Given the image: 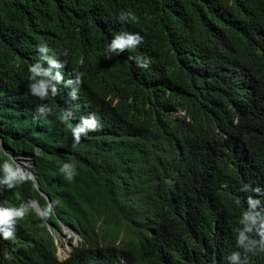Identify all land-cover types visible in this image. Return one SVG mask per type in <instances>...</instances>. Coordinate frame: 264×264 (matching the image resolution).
<instances>
[{
  "label": "trees",
  "instance_id": "trees-1",
  "mask_svg": "<svg viewBox=\"0 0 264 264\" xmlns=\"http://www.w3.org/2000/svg\"><path fill=\"white\" fill-rule=\"evenodd\" d=\"M121 30L143 42L108 58ZM40 43L63 62L53 73L82 84L33 96ZM93 112L103 127L73 146L71 128ZM0 137L35 154L41 189L31 177L0 186V206L31 205L14 238L0 237V264H231L249 197L264 214V0H0ZM4 160L16 163L0 146ZM59 220L83 237L64 261L47 227ZM249 238L248 264H264V224Z\"/></svg>",
  "mask_w": 264,
  "mask_h": 264
},
{
  "label": "clouds",
  "instance_id": "clouds-1",
  "mask_svg": "<svg viewBox=\"0 0 264 264\" xmlns=\"http://www.w3.org/2000/svg\"><path fill=\"white\" fill-rule=\"evenodd\" d=\"M130 17L133 21L136 20V17L131 13L122 12L118 17V20L121 22H126ZM143 39L144 37L139 32L121 30L113 34L110 43H108L106 46V55L108 58H111L113 54L119 55L125 50H133L143 42ZM37 48L41 59L37 60L29 68V72L31 74L29 78V89L33 96L39 97L41 100L48 98L50 95L55 96L58 91L57 86L62 82L69 85L74 83L77 85L82 84V78L79 74L76 76L75 80H68L65 82L64 75L61 71H56L53 73L52 69L62 67L63 62L56 58L55 54L50 50L48 44L40 43ZM128 59L132 60L136 67L141 69H148L152 63L151 58L142 55H129ZM42 60L47 61L49 65L47 68L43 67ZM71 96L73 99L78 98L76 89H73ZM37 112L52 113L53 107L49 104H40L37 107ZM177 114L183 115L184 112L180 111L177 112ZM73 115L74 114L72 111L68 109L61 113L58 118L64 122H67L73 118ZM102 127L103 123L95 112L82 116L78 123L71 128L74 141L73 146L79 143L81 134L87 136L90 131H96ZM7 149L13 150L9 148ZM19 153L20 152H18L17 155H14L13 157L15 162L17 161ZM17 162L14 164L8 160H4L2 163H0V186H6L8 189L14 188L17 184L23 183L25 180H27L29 175H32L30 168L33 166H21L19 161ZM60 171L63 173L64 178L68 181H71L77 175L76 165L71 162L63 163ZM245 189H247V186H245ZM255 191L259 193L261 192V189L257 187ZM41 193L47 198L49 203L52 204L49 196L43 191H41ZM31 204L35 210L36 206H38L40 211H36L42 215V218L46 217L47 213L51 212V206H49L47 211L44 213L42 207L37 201L31 200ZM259 204L260 201L258 199L249 197V208L243 212L242 218L240 220V223L243 225V227L237 234L236 238L237 247L243 248L244 254L242 255L240 251L231 252L230 255L226 257V260L231 261V264H248L247 253L254 251L257 247V242L250 240L249 234L254 231V228H256L258 224H264V214L256 211ZM30 207V204H21L19 206L8 204V206H0V237L5 240L13 239L17 221L22 219L29 212ZM47 227L55 237L54 242L57 246L56 255L60 261L66 260L70 256L72 250L76 248L81 241H83L82 235L74 226L61 220H59L58 226L52 223H47ZM113 230L114 228H108L103 234V237L112 234ZM62 237L64 238V242ZM65 240L69 241V247L64 253L65 256L62 258L60 252L61 249L65 248L67 242ZM73 240L77 241V243H72L71 241ZM260 246L262 249H264V240L260 241ZM6 259L10 261L12 257L6 256Z\"/></svg>",
  "mask_w": 264,
  "mask_h": 264
},
{
  "label": "water",
  "instance_id": "water-1",
  "mask_svg": "<svg viewBox=\"0 0 264 264\" xmlns=\"http://www.w3.org/2000/svg\"><path fill=\"white\" fill-rule=\"evenodd\" d=\"M0 146L2 147V149L7 153L9 154L12 158L14 157L15 155V151L14 150H8L5 146H4V143H3V139L0 137ZM19 155H22V156H25L27 158H29L30 160V165L31 166H34L35 164V154H30V153H27L25 151H21L19 153ZM17 162V161H16ZM18 163V162H17ZM32 175H29V177H32L33 180L36 181V185L37 187L40 189V182H39V176L38 174L34 173V172H31ZM36 210L37 211H40V209L38 208V206H36Z\"/></svg>",
  "mask_w": 264,
  "mask_h": 264
},
{
  "label": "rangeland",
  "instance_id": "rangeland-1",
  "mask_svg": "<svg viewBox=\"0 0 264 264\" xmlns=\"http://www.w3.org/2000/svg\"><path fill=\"white\" fill-rule=\"evenodd\" d=\"M17 154H15V156H16ZM17 158V157H16ZM19 158V159H18ZM18 158H17V161H19V164L21 165V166H25V165H30V160H29V158H27V157H25V156H22V155H18ZM68 239H70L69 237H67ZM66 238V239H67ZM62 240H63V242H64V238L62 237ZM65 241H67V240H65ZM72 243H77V241H71ZM68 244H69V241H67L66 242V245H65V248H63V249H61V252H60V255H61V257L63 258L65 255H64V253L67 251V249H68Z\"/></svg>",
  "mask_w": 264,
  "mask_h": 264
}]
</instances>
